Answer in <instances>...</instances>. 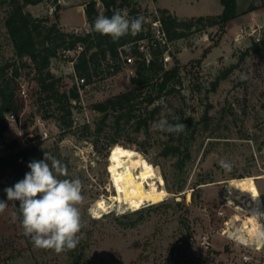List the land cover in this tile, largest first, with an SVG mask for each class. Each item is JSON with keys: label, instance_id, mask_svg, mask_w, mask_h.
Returning a JSON list of instances; mask_svg holds the SVG:
<instances>
[{"label": "rangeland", "instance_id": "1", "mask_svg": "<svg viewBox=\"0 0 264 264\" xmlns=\"http://www.w3.org/2000/svg\"><path fill=\"white\" fill-rule=\"evenodd\" d=\"M89 1L48 0L27 5L25 11L53 20L58 4L59 26L85 33L90 30L84 14ZM135 1L141 11H148L144 20L153 9L160 10L152 3L184 18L222 11L219 0ZM237 5L239 12L251 5L256 9L229 21L223 30L209 27L170 43L171 62L166 67L178 65L180 83L164 97L166 107L158 101L139 104L136 113L147 117L146 127L136 132L133 120L124 123L117 133L119 144L110 150L105 146L110 123L98 132L101 115L92 105L135 89L133 76L127 71L130 67L121 63V71L111 76L105 74L103 66L97 69L91 82L78 90L79 100L73 102L71 115L73 126L64 134L55 118H44L51 111L48 106L41 108L35 83L19 81V114L15 121H7L4 140L16 139L24 147L36 138L32 143L67 166L68 176L61 179L82 181L86 200L79 207L84 226L80 243L73 250L57 254L37 248L22 234V218L5 195L0 198L8 203L0 214V264H264V239L255 248V244L242 245L224 232L227 227H238V219L245 217L230 204L235 195L225 191L227 180L252 179L264 206V178H259L264 175V0H237ZM5 12L0 6V61L12 54L3 24ZM77 55L61 51L50 63L53 74L63 79L61 90L75 85L69 62ZM22 89L25 95L19 96ZM155 105L159 106L152 115ZM173 116L181 117L187 126L185 132L176 135L152 127L162 117L176 123ZM174 143L184 151L179 155L182 159L164 152L166 145ZM121 144L158 168L169 195L135 209L112 207L95 217L93 204L114 193L109 157ZM221 160L232 164L231 171L220 167ZM179 185L183 186L180 194L169 191Z\"/></svg>", "mask_w": 264, "mask_h": 264}, {"label": "trees", "instance_id": "2", "mask_svg": "<svg viewBox=\"0 0 264 264\" xmlns=\"http://www.w3.org/2000/svg\"><path fill=\"white\" fill-rule=\"evenodd\" d=\"M42 1L48 0H0V6L6 8L3 24L12 48L11 56L0 61V140L2 143L0 147V198L7 195L5 188L22 180L25 173L30 171L27 166L30 161L42 160L44 153L48 152L40 148L38 144L32 143L36 138L29 139L30 143L24 147H20L16 139L4 140V135L8 131L6 115L17 116L19 114L18 90L21 79L32 80L35 83L41 108L48 106V110L51 111L44 115V118H55L61 134L72 129V108L74 107L73 102L79 100L78 88L75 83L68 90H61L63 79L54 75L50 70L52 59L56 58L61 51H74L78 46H82L75 60H72L73 75L83 78L85 82L80 87L88 85L92 77L98 74L97 69L101 66L104 67L103 71L107 76L119 73L122 69L121 63H123L121 55L130 53L136 57L133 64L135 75L131 78L136 88L92 105V108L101 115L99 126H97L98 132L102 131L103 124L110 123L108 125L109 134L106 135L108 139L105 141L108 150L119 144L117 133L124 123L133 120L136 132H140L143 126L146 127L147 117L136 113V108H140L139 104L152 105L161 98L164 99L180 83L178 65L166 68L162 62L165 47L158 43L150 46L149 61L146 62L143 55L141 59L135 41L150 38L148 23L143 24L145 34L139 32L136 36L126 35L116 41H113L111 36L101 35L94 31V21L99 17L100 10L102 16L106 17H111L116 10L124 7L128 8L129 18L147 15L148 11H141L135 0H90L84 7L86 23L90 27V30L85 33L65 31L59 26L56 13L60 9L58 4L54 7L53 20L47 16L34 17L25 11L27 5L38 4ZM219 2L222 6L220 14L188 19H179L167 10L160 9L158 12L167 39L174 42L188 33L203 31L209 27L223 30L229 21L256 9L251 5L245 11L239 12L237 0H219ZM97 3H100V8L96 7ZM254 46L256 47L257 43ZM206 53L207 50L202 54V58L206 56ZM52 105H55V108L51 110L49 108ZM158 106L153 107L152 115L156 113ZM61 112L63 115H60ZM121 145L127 147L124 144ZM93 146L98 151L97 143ZM164 149L167 155L179 157L181 154L183 156L184 151H181L179 143L166 145ZM179 158L182 159V157ZM169 191L178 195L183 191V186L179 185L174 191L170 189ZM13 205L17 216L22 218L18 208L19 201H13Z\"/></svg>", "mask_w": 264, "mask_h": 264}, {"label": "clouds", "instance_id": "3", "mask_svg": "<svg viewBox=\"0 0 264 264\" xmlns=\"http://www.w3.org/2000/svg\"><path fill=\"white\" fill-rule=\"evenodd\" d=\"M144 22L143 16L129 18L126 10L118 9L111 17H97L93 29L116 41L126 35L139 34ZM157 103L166 107L163 98ZM173 120L177 122L170 123L162 117L154 121L152 127L176 135L186 131L187 126L180 116H173ZM27 166L30 171L24 178L4 189L8 201H19L22 234L30 237L35 247L51 249L57 254L75 249L84 226L79 207L86 200L82 181L79 178L61 179L68 176L67 166L48 152L42 160H32ZM220 167L231 171L232 164L221 160ZM7 207V202L0 201V214ZM15 219L14 216L13 221ZM258 235L264 237V233Z\"/></svg>", "mask_w": 264, "mask_h": 264}, {"label": "bare ground", "instance_id": "4", "mask_svg": "<svg viewBox=\"0 0 264 264\" xmlns=\"http://www.w3.org/2000/svg\"><path fill=\"white\" fill-rule=\"evenodd\" d=\"M109 158L110 182L114 193L107 199L100 198L93 204L91 212L95 217L101 216L102 212H107L106 210L112 207L135 209L144 203L160 201L169 195L160 179L158 168L146 159L139 158L134 150L119 145L113 148ZM259 178H264V175ZM251 180L243 177L229 179L224 182L225 184L222 183L225 185V191L235 195L234 198L232 197L233 201H230L235 211L245 214L244 218L238 219V227L235 229L227 227L224 232L229 234V238H233L242 245L255 244L256 246L264 239L258 235L264 233L262 229L264 206Z\"/></svg>", "mask_w": 264, "mask_h": 264}, {"label": "built area", "instance_id": "5", "mask_svg": "<svg viewBox=\"0 0 264 264\" xmlns=\"http://www.w3.org/2000/svg\"><path fill=\"white\" fill-rule=\"evenodd\" d=\"M96 7L100 8V3H97ZM121 10H126L128 12V8H125V7L122 8ZM99 16H102L101 10L99 12ZM144 21L149 24L150 38H148V39L147 38H143V39L141 38V39H138L135 41L136 46H137V50H138L139 54L141 55V59H142V55H143V58L145 59V61L148 62L149 58H150V54H149L150 46H153V45L158 43L160 46L165 47V51L162 55V62L164 64V66L166 67V65L171 62L170 61L171 60L170 55H169V45L171 42L167 39L165 31L162 27V22H161L158 10L153 9L152 12L150 13V17L146 18ZM73 32L78 33V29H74ZM85 32H88V29H86ZM142 32L145 34L146 30H144V28H142L141 33ZM239 36L242 38V35H238V37ZM81 50H82V46H78L76 48V50H74V52L79 53ZM69 52L70 51H66V53H69ZM121 59H122V62L124 65L130 67L127 69L128 75L134 76L135 75V69L133 67V64L135 63L136 57L133 54L127 53V54L121 55ZM69 63L71 65V67H70L71 73L74 74L73 61H70ZM74 77H75L76 86H77L78 90H80V86L85 83L84 79L79 78L77 76H74ZM84 86H87V85H84ZM20 95H25L24 89L20 90L19 96ZM5 119H6V121H15V116L13 114H8V115H6ZM262 229L264 230V226L262 227ZM255 248H257V246Z\"/></svg>", "mask_w": 264, "mask_h": 264}, {"label": "crops", "instance_id": "6", "mask_svg": "<svg viewBox=\"0 0 264 264\" xmlns=\"http://www.w3.org/2000/svg\"><path fill=\"white\" fill-rule=\"evenodd\" d=\"M152 7L153 8H155V7H157L158 9H165V8H162V7H160V6H157V5H155V4H153L152 3ZM222 7V6H221ZM165 10H167V9H165ZM168 11V10H167ZM169 12V11H168ZM170 14H172V15H174V16H176L177 18H184V17H178L176 14H174V13H172V12H169ZM185 19H188V18H185ZM232 21V20H231Z\"/></svg>", "mask_w": 264, "mask_h": 264}, {"label": "water", "instance_id": "7", "mask_svg": "<svg viewBox=\"0 0 264 264\" xmlns=\"http://www.w3.org/2000/svg\"><path fill=\"white\" fill-rule=\"evenodd\" d=\"M261 209L263 210V208L261 207Z\"/></svg>", "mask_w": 264, "mask_h": 264}, {"label": "snow or ice", "instance_id": "8", "mask_svg": "<svg viewBox=\"0 0 264 264\" xmlns=\"http://www.w3.org/2000/svg\"><path fill=\"white\" fill-rule=\"evenodd\" d=\"M119 151V150H118ZM102 206V205H101Z\"/></svg>", "mask_w": 264, "mask_h": 264}]
</instances>
